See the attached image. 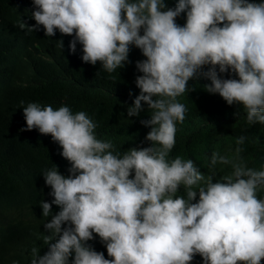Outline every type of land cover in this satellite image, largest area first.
I'll use <instances>...</instances> for the list:
<instances>
[{"label": "clouds", "instance_id": "9594fccd", "mask_svg": "<svg viewBox=\"0 0 264 264\" xmlns=\"http://www.w3.org/2000/svg\"><path fill=\"white\" fill-rule=\"evenodd\" d=\"M177 2L173 9L165 0H32L28 25L22 21V29L8 34L30 62L27 85L47 83L51 72L42 63L54 60L55 49L65 55L66 71L102 64L112 73L130 62L134 45L146 59L136 61L140 94L127 113L138 116L141 101L152 110L150 119L140 121L151 126V146L121 156L111 141L97 138L98 125L85 111L73 114L61 106L65 101L56 103L58 109L35 102L23 108L21 131L37 129L58 155L38 178L54 197L40 203L42 216L51 215L44 224L49 250L39 255L33 249L31 264H191L197 254L204 264L264 259V199L257 195L264 189V166L247 167L239 147L233 159L213 152L211 167L233 169L213 182L215 172L205 177L193 160L169 159L176 124L188 111L177 97L188 91L190 79H209V93L228 105L242 104L248 124H264V2ZM184 12L181 26L176 18ZM59 33L74 37L69 46ZM217 66L239 79L220 78ZM243 141L241 136L237 144ZM25 165L32 174L40 168L29 159ZM181 186L186 195H178ZM53 204L60 208L54 215ZM93 233L112 259L87 243Z\"/></svg>", "mask_w": 264, "mask_h": 264}, {"label": "trees", "instance_id": "16d2710c", "mask_svg": "<svg viewBox=\"0 0 264 264\" xmlns=\"http://www.w3.org/2000/svg\"><path fill=\"white\" fill-rule=\"evenodd\" d=\"M177 1L165 0V3L168 8L174 9ZM249 2L261 3L264 0ZM33 7L32 0H0V264H31L33 249L39 255L49 250L44 237L50 233L45 230L44 224L51 219V215L42 216L40 203L43 200L51 202L54 197L49 195L51 189L46 190L47 186H43L38 178L41 172L46 171L44 169L49 168L57 153L52 144L43 141L37 129L21 131L22 128L26 129L23 108L28 103L51 105L55 109L56 103L65 101L61 106H68L73 114L85 111L98 125L95 129L97 138L113 143L114 154L120 153L122 156L133 147H149L152 144L146 139L151 126L140 123L152 115L146 102L141 101L143 110L138 116L129 117L127 113L128 107L140 94L135 79L142 73L137 70L136 61L146 59L134 45L130 46V62L112 73L103 69L102 64L87 67L85 71L78 68L66 71L65 55L55 49L54 60L42 63L51 72L47 83H32L34 87L26 84V75L31 70L30 62L23 55V49L20 53L18 44L14 41L9 43L7 40L11 39L7 36L10 31L22 29L20 24L30 18ZM176 22L184 26L186 12L181 13ZM59 37L67 46L74 38L61 33ZM208 67L204 66L203 70L207 71ZM217 72L222 79H239L231 71L219 73L218 66ZM210 83L205 77L190 79L188 91L177 97L188 111L184 122L176 124L175 145L169 159L177 156L184 160L191 159L205 177L214 171L213 182H216L230 175L233 169L231 164L221 163L211 167L212 153L233 159L239 147L245 165L261 170L264 166V124H248L243 105H228L218 93H209L205 85ZM7 86L11 88V93L6 91ZM241 136L244 141L237 144ZM41 140L47 144L43 148L39 144ZM28 159L40 167L33 170V174L25 169ZM66 167H70L68 161ZM178 195H186L183 186ZM257 195L264 199V189H260ZM59 210V206L52 205V215ZM67 226L62 225V228ZM93 236L94 239L87 243L94 250L103 252L106 259H112L107 254L106 244L97 234L93 233ZM54 242L55 238L50 243ZM72 259L74 253L70 257ZM191 264H204L203 258L197 254ZM261 264H264V259Z\"/></svg>", "mask_w": 264, "mask_h": 264}]
</instances>
